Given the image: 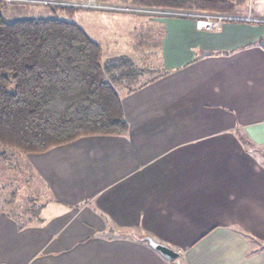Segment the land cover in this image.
I'll return each mask as SVG.
<instances>
[{
	"label": "crops",
	"instance_id": "0c3cea01",
	"mask_svg": "<svg viewBox=\"0 0 264 264\" xmlns=\"http://www.w3.org/2000/svg\"><path fill=\"white\" fill-rule=\"evenodd\" d=\"M252 3L264 19V0ZM100 15L102 53L122 38L119 23L134 24V41L158 56L152 77L121 92L123 135L24 154L44 202L32 226L0 218V253L15 264H264V23L207 31L185 18Z\"/></svg>",
	"mask_w": 264,
	"mask_h": 264
},
{
	"label": "trees",
	"instance_id": "16d2710c",
	"mask_svg": "<svg viewBox=\"0 0 264 264\" xmlns=\"http://www.w3.org/2000/svg\"><path fill=\"white\" fill-rule=\"evenodd\" d=\"M245 1L117 0L115 3L235 13L236 6ZM4 5L0 1V147L22 154L40 153L81 136L123 135L128 126L119 88L129 92L142 84L139 79L143 71L133 60L127 56L102 60L99 43L74 20L81 7L44 4L51 6V13L61 16L8 20Z\"/></svg>",
	"mask_w": 264,
	"mask_h": 264
},
{
	"label": "rangeland",
	"instance_id": "374dc122",
	"mask_svg": "<svg viewBox=\"0 0 264 264\" xmlns=\"http://www.w3.org/2000/svg\"><path fill=\"white\" fill-rule=\"evenodd\" d=\"M0 1H4L5 3L3 12L8 20L23 17L61 16L59 14L55 15L51 13L52 9L50 5L48 6L37 2L32 3L31 0V2L29 0ZM112 1L116 2L117 0ZM247 1V5H245V1L244 4L236 6L237 12L240 11L239 7L243 8L244 5L247 6V10L248 8H251L253 4L252 0ZM43 5L46 7H43ZM100 14L111 15V13L104 11L81 8L75 14L74 20L89 34L91 38H94V26L95 30L98 29V31L103 30V28L106 27L104 33H106V37H109L110 25H107L108 23L106 22L108 21L104 20ZM113 14L114 13H112V15ZM141 15L145 16V14ZM146 16L150 18L155 17L149 15ZM99 19H102L101 22H99ZM123 23L124 22L119 23V25L116 27L117 30H115V33L121 35L122 38H115L118 44L114 46L113 49H108V51L103 52L102 60H106L111 56H128L133 60L135 66L143 71L139 79L140 83H143L147 80V78L152 77V73H147V69L155 66L158 56L148 47L149 44L147 42L142 40L134 41V35L137 36V29L133 28L134 24L130 26V29H128V26L124 28ZM101 44L103 47L105 46L104 42H101ZM133 46L137 48L134 50ZM125 90L126 89L123 87H120V94ZM1 153H3L2 155L4 159H2ZM24 163V154L19 153L14 149L0 147V218L5 216L10 221L14 222L16 228L19 230L28 226H32L36 220L38 221V219L33 217V215L37 213L35 210H39V203L44 202L43 197L45 195V193L43 196L40 195L41 193L39 190V185L36 183V180L31 175L30 171L25 168ZM3 231L4 227L2 228V232ZM2 232L0 231V235ZM1 256H4L2 258L4 261H2L0 264H15L12 255L0 253V257Z\"/></svg>",
	"mask_w": 264,
	"mask_h": 264
},
{
	"label": "built area",
	"instance_id": "2783aa9c",
	"mask_svg": "<svg viewBox=\"0 0 264 264\" xmlns=\"http://www.w3.org/2000/svg\"><path fill=\"white\" fill-rule=\"evenodd\" d=\"M30 1V0H29ZM32 3L50 5H69L97 11H108L117 13H136L155 17L185 18L194 21L197 29L212 31L217 30L225 22H258L264 23V19L253 17L250 10L242 13H218V12H198L178 9L146 8L136 7L128 4L115 2H103L99 0H79V1H60V0H31ZM30 1V2H31Z\"/></svg>",
	"mask_w": 264,
	"mask_h": 264
},
{
	"label": "water",
	"instance_id": "95a60500",
	"mask_svg": "<svg viewBox=\"0 0 264 264\" xmlns=\"http://www.w3.org/2000/svg\"><path fill=\"white\" fill-rule=\"evenodd\" d=\"M205 54H208V53H205ZM144 240H146L148 244L150 245V247L158 251L166 260L173 261L174 259L178 257V252L173 250L171 247L158 243L150 237H145Z\"/></svg>",
	"mask_w": 264,
	"mask_h": 264
}]
</instances>
